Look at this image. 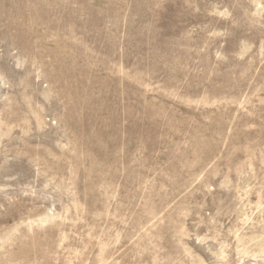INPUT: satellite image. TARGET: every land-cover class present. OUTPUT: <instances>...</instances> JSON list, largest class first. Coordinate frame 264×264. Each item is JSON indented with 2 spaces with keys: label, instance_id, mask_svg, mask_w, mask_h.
<instances>
[{
  "label": "rangeland",
  "instance_id": "rangeland-1",
  "mask_svg": "<svg viewBox=\"0 0 264 264\" xmlns=\"http://www.w3.org/2000/svg\"><path fill=\"white\" fill-rule=\"evenodd\" d=\"M0 264H264V0H0Z\"/></svg>",
  "mask_w": 264,
  "mask_h": 264
}]
</instances>
